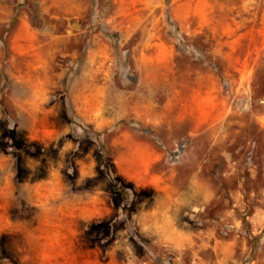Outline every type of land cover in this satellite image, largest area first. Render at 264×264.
Masks as SVG:
<instances>
[{
  "label": "rangeland",
  "instance_id": "obj_1",
  "mask_svg": "<svg viewBox=\"0 0 264 264\" xmlns=\"http://www.w3.org/2000/svg\"><path fill=\"white\" fill-rule=\"evenodd\" d=\"M0 264H264V0H0Z\"/></svg>",
  "mask_w": 264,
  "mask_h": 264
}]
</instances>
